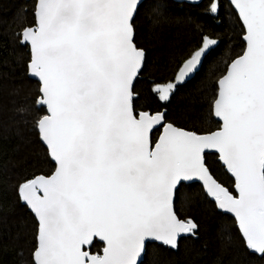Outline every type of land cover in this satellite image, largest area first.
<instances>
[{
	"label": "snow or ice",
	"instance_id": "6c2138e0",
	"mask_svg": "<svg viewBox=\"0 0 264 264\" xmlns=\"http://www.w3.org/2000/svg\"><path fill=\"white\" fill-rule=\"evenodd\" d=\"M141 6L33 0L32 19L16 21L13 36L29 49L27 71L38 81L34 103L43 112L33 130L53 165L13 186L34 216L30 239L18 235L23 244L14 242L20 257L28 250L20 264H143L151 242L178 249L182 234L201 231L176 204L192 184L222 218L231 217L222 244L264 261V0H227L228 30L238 31L242 44L221 57L209 107L214 128L180 125L166 108L141 102L137 82L147 65L137 38ZM224 8L210 0L207 12L219 17ZM222 44L220 33L204 34L181 58L174 81L152 87L155 99L170 103Z\"/></svg>",
	"mask_w": 264,
	"mask_h": 264
},
{
	"label": "trees",
	"instance_id": "16d2710c",
	"mask_svg": "<svg viewBox=\"0 0 264 264\" xmlns=\"http://www.w3.org/2000/svg\"><path fill=\"white\" fill-rule=\"evenodd\" d=\"M209 2L145 0L136 17L137 38L147 54V65L137 82L141 102L148 99L154 107L166 108L180 125L196 123L214 128L217 121L209 115V107L215 82L224 67L223 59L239 52L242 44L238 31L228 30L227 0H221L225 8L219 17L207 12ZM32 5L33 0H0V245H8L7 251L0 250V264H20L28 257L27 248L23 257L18 255L20 248L14 242L23 244V240L17 241L18 235L30 239L34 216L17 201L13 186L25 173L53 166L33 130L35 119L43 112L34 103L38 81L27 71L30 52L13 36L19 17L32 19ZM209 31L223 38L216 55L178 86L170 103L160 104L152 87L174 81L181 58ZM223 179L231 182L227 175ZM199 191L198 184L185 185L176 198L177 207L200 223L198 237H182L178 249L149 243L143 264H264L245 249L222 244L223 224H230L231 217L222 218L212 203L198 195ZM102 247V242L96 244L97 249Z\"/></svg>",
	"mask_w": 264,
	"mask_h": 264
},
{
	"label": "water",
	"instance_id": "95a60500",
	"mask_svg": "<svg viewBox=\"0 0 264 264\" xmlns=\"http://www.w3.org/2000/svg\"><path fill=\"white\" fill-rule=\"evenodd\" d=\"M143 1L144 0H140V2H141V4L143 3ZM176 1H179V2H188V3H192V4H197V3H200L202 0H176ZM30 76V75H29ZM32 78V77H31ZM33 79H35V78H33ZM35 80H37V79H35ZM187 235H189V234H182V236L180 237V239L182 238V237H184V236H187ZM179 239V240H180ZM151 243H153V242H151ZM159 243V242H158ZM144 257H145V254L143 255V259H144Z\"/></svg>",
	"mask_w": 264,
	"mask_h": 264
},
{
	"label": "bare ground",
	"instance_id": "6f19581e",
	"mask_svg": "<svg viewBox=\"0 0 264 264\" xmlns=\"http://www.w3.org/2000/svg\"><path fill=\"white\" fill-rule=\"evenodd\" d=\"M144 1H145V0H144ZM144 1H143V2H144Z\"/></svg>",
	"mask_w": 264,
	"mask_h": 264
}]
</instances>
